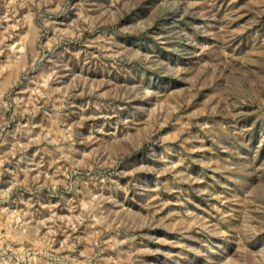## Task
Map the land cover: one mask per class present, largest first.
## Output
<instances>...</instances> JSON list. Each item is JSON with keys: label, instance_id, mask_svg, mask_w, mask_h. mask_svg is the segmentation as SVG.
<instances>
[{"label": "rangeland", "instance_id": "374dc122", "mask_svg": "<svg viewBox=\"0 0 264 264\" xmlns=\"http://www.w3.org/2000/svg\"><path fill=\"white\" fill-rule=\"evenodd\" d=\"M0 264H264V0H0Z\"/></svg>", "mask_w": 264, "mask_h": 264}]
</instances>
